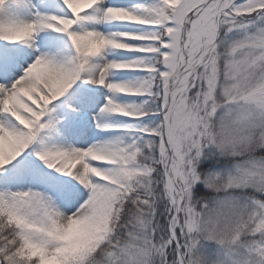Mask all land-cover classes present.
<instances>
[{
    "label": "snow or ice",
    "instance_id": "snow-or-ice-1",
    "mask_svg": "<svg viewBox=\"0 0 264 264\" xmlns=\"http://www.w3.org/2000/svg\"><path fill=\"white\" fill-rule=\"evenodd\" d=\"M210 199L264 264V0H0V264L212 257Z\"/></svg>",
    "mask_w": 264,
    "mask_h": 264
},
{
    "label": "clouds",
    "instance_id": "clouds-1",
    "mask_svg": "<svg viewBox=\"0 0 264 264\" xmlns=\"http://www.w3.org/2000/svg\"><path fill=\"white\" fill-rule=\"evenodd\" d=\"M195 210L199 238L215 243L217 252L209 257L196 251L187 264H226L225 253L245 228L241 209L225 208L210 199Z\"/></svg>",
    "mask_w": 264,
    "mask_h": 264
},
{
    "label": "rangeland",
    "instance_id": "rangeland-1",
    "mask_svg": "<svg viewBox=\"0 0 264 264\" xmlns=\"http://www.w3.org/2000/svg\"><path fill=\"white\" fill-rule=\"evenodd\" d=\"M201 191H206L205 189H203V187L201 186V189H200Z\"/></svg>",
    "mask_w": 264,
    "mask_h": 264
}]
</instances>
